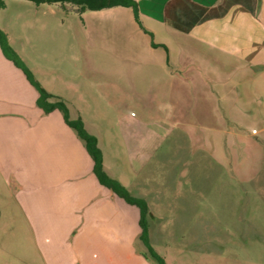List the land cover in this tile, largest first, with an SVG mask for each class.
Listing matches in <instances>:
<instances>
[{"label": "crops", "instance_id": "1", "mask_svg": "<svg viewBox=\"0 0 264 264\" xmlns=\"http://www.w3.org/2000/svg\"><path fill=\"white\" fill-rule=\"evenodd\" d=\"M4 2L0 27L12 47L51 101L98 138L106 172L147 203L157 180L138 179L136 168L153 164L175 113L219 120L221 104L245 103L254 81L264 85V0H137L141 24L122 6L79 13ZM38 98L0 45V200L11 201L0 217L7 206L24 215L41 264H151L136 246L139 208L100 184L84 142ZM171 125L179 136L202 133Z\"/></svg>", "mask_w": 264, "mask_h": 264}, {"label": "rangeland", "instance_id": "2", "mask_svg": "<svg viewBox=\"0 0 264 264\" xmlns=\"http://www.w3.org/2000/svg\"><path fill=\"white\" fill-rule=\"evenodd\" d=\"M251 90L245 103L221 104L219 120L175 113L157 136L161 151L151 168H136L138 179L157 180L147 189L157 216L147 219L149 239L168 264H264V85L254 81ZM176 121L199 127L203 137L177 135ZM6 208L12 211L0 217V264H41L24 215ZM136 246L148 252L142 241Z\"/></svg>", "mask_w": 264, "mask_h": 264}, {"label": "trees", "instance_id": "3", "mask_svg": "<svg viewBox=\"0 0 264 264\" xmlns=\"http://www.w3.org/2000/svg\"><path fill=\"white\" fill-rule=\"evenodd\" d=\"M36 5L40 4H61L62 9H67L69 4L75 7L79 13L85 11H98L105 8H112L117 6L131 8L134 12L136 20L140 21V8L137 0H29ZM4 0H0V10L4 8ZM0 45L4 55L10 59L14 64L19 67L26 75L30 83L37 89L39 93L38 106L46 113H50L56 109L60 110L65 118L66 123L73 128L78 137L84 142L86 150L94 162V173L101 185L108 188L120 198L124 199L126 203L134 205L140 210V227H141V240L146 246L148 252L147 257L155 260L156 264H168L164 257L159 255L150 243L148 223L149 206L145 199L133 196L130 191L117 179L110 176L105 168L103 161V153L99 147L98 138L90 134L84 125L81 118L72 120L70 119V111L67 105L62 101H51L55 98L54 95L47 92L39 81L36 79L34 73L26 65L20 55L12 47L9 42L7 34L0 27ZM156 44H154L155 46Z\"/></svg>", "mask_w": 264, "mask_h": 264}]
</instances>
